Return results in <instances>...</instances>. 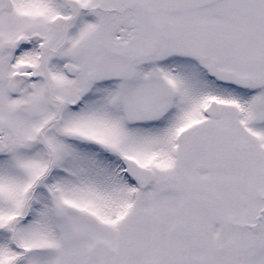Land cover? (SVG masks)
<instances>
[{
    "label": "snow or ice",
    "instance_id": "6c2138e0",
    "mask_svg": "<svg viewBox=\"0 0 264 264\" xmlns=\"http://www.w3.org/2000/svg\"><path fill=\"white\" fill-rule=\"evenodd\" d=\"M0 264H264V0H0Z\"/></svg>",
    "mask_w": 264,
    "mask_h": 264
}]
</instances>
